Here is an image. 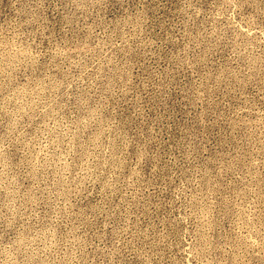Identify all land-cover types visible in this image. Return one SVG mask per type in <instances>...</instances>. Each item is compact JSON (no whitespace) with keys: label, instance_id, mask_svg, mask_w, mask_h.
<instances>
[{"label":"rangeland","instance_id":"374dc122","mask_svg":"<svg viewBox=\"0 0 264 264\" xmlns=\"http://www.w3.org/2000/svg\"><path fill=\"white\" fill-rule=\"evenodd\" d=\"M0 264H264V0H0Z\"/></svg>","mask_w":264,"mask_h":264}]
</instances>
